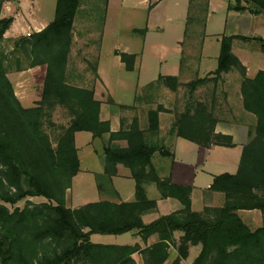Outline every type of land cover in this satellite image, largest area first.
<instances>
[{
	"label": "trees",
	"instance_id": "trees-1",
	"mask_svg": "<svg viewBox=\"0 0 264 264\" xmlns=\"http://www.w3.org/2000/svg\"><path fill=\"white\" fill-rule=\"evenodd\" d=\"M82 1L56 0L53 19L17 41L29 67L45 66L41 98L33 106L24 107L15 95L0 51V264H137L132 258L135 252L142 255L144 264H164L170 245L177 251L170 264H181L194 245L201 249L191 264H264V226L251 229L237 213L253 209L264 213V68L254 77H247L245 66L231 50L234 39L253 40L264 54V38L223 35L215 70L185 83L176 76L159 75L148 84L175 92L186 90L183 109H175L170 131L204 147L234 145L230 135L214 132L217 121L223 120V108L228 110L224 105L226 93L219 104L216 90L224 74L232 70L239 73L242 108L255 117L236 172L214 175L209 187L224 194V204L193 211L191 188L173 184L169 177L160 178L152 163L155 152L171 155L157 139L159 112L169 109L162 104L150 108L145 128L134 117L127 127L120 123L118 130L111 131L109 120L100 117L101 102L95 98L93 87L67 81L73 24ZM103 1L106 7L108 0ZM189 1L185 39H190L196 28L203 36L202 12L207 5L206 0ZM228 8L264 16V0H233ZM12 21V16L0 17V38ZM134 32L144 35L146 28ZM115 54L125 70L134 69L136 54ZM210 82L215 86L210 100L197 99L194 93ZM56 106L66 108L71 119L53 143L45 124L54 125L50 111ZM78 131H88L93 138L109 133L103 148V172L113 177L118 164L127 167L134 181L133 200L104 199L75 208L65 205L66 190L79 171L75 146ZM147 182H154L162 197L176 198L181 208L144 223L142 215L156 208V201L146 195ZM28 196H43L48 201H29L22 208H8L7 204L15 205ZM132 230L144 242L154 233L158 240L145 248L137 243L90 241L95 233L123 234ZM175 231L182 233L178 241L173 236Z\"/></svg>",
	"mask_w": 264,
	"mask_h": 264
},
{
	"label": "rangeland",
	"instance_id": "rangeland-1",
	"mask_svg": "<svg viewBox=\"0 0 264 264\" xmlns=\"http://www.w3.org/2000/svg\"><path fill=\"white\" fill-rule=\"evenodd\" d=\"M7 1L0 0V17L12 16L15 18L18 16L19 18L21 7L18 0H10L11 3L9 4ZM35 3L37 6L43 7L40 15L48 16L50 14L52 0H35ZM150 7L149 0H109L108 21L105 27L107 5L105 7L104 1L83 0L77 10L73 24V43L67 81L74 85L93 87L95 98L103 104L102 113L106 114L109 108L119 110L120 123L124 127H127L132 119L137 117L140 127L145 128L147 111L150 108H155L158 104L163 106L165 104L167 105L166 108L173 111L175 109L182 110L184 105L183 93L186 91L184 88L172 95L173 93L161 85L159 86V84L158 86L148 84L178 62L180 46L177 41L183 35L186 1L161 0L151 13H149L152 8ZM15 20L23 23L25 30L20 29L22 30L20 33L8 31L7 35L4 36L6 31L11 29L10 24L3 37L0 38V51L5 56L4 65L12 86L16 85L20 89L19 94L23 103L21 104L30 107L37 101H34L37 91H40L41 98L43 81L39 78L37 71L29 73V61L17 45V41L21 36L33 32L34 28L30 26L31 24L26 25L28 20ZM260 22H264L262 14L254 21V27L259 31L257 35L264 33V28L263 26L260 27ZM147 26H149V32L146 41H144L143 35L135 33L134 29H144ZM255 44L258 46L256 42ZM118 50L138 54L143 51L144 56L141 59L140 55L137 64H134V69L127 71L115 54V51ZM214 50H217L215 40L209 37L206 43V51L212 54ZM246 61L248 74L253 76L258 69L264 67V54L258 50L250 52L246 55ZM211 65H213L212 59L206 58L201 69H209ZM97 70L105 84L101 82ZM231 74L239 75L236 70H232ZM213 86L211 82L207 83L206 86L194 93V96L208 102L212 89L215 90V86ZM224 87L228 89L227 85L221 81L217 84L216 90L220 95L221 103L223 102L222 92L225 93ZM31 103L33 104L31 105ZM223 112L220 116L223 118L220 121L223 122H234L242 118V115H234L224 108ZM50 114L54 125L51 126L46 122L45 128L54 143L62 130L61 128L68 125L71 115L62 106H56L50 111ZM167 118H170L168 114L161 115L162 129H159L157 138L160 144H162L160 133H168L167 122L165 121ZM254 123L255 117L252 120V125ZM169 133L172 132L169 130ZM118 143L125 144L122 141H118ZM103 145V137L93 138L88 131H79L75 135L80 171L73 178L71 187L66 190L65 205L67 207L75 208L88 202L115 199L112 195L114 188L119 191L123 200L134 191V181L127 167L120 166L119 175L112 177L111 181L106 178L101 161ZM161 157L163 156L156 152L153 157V164L158 166L160 161L166 160ZM223 160L227 163L221 161L217 164L213 163L214 166L211 167L208 162L207 166L220 172L236 171V166H233L235 165V156L223 157ZM146 187L149 198L158 196L159 191L154 182H147ZM29 201L40 203L48 201V199L43 196H28L15 205L7 204V206L10 210L15 206L22 208ZM239 216L251 228L261 225V213L257 209L239 211ZM135 232L140 236L136 230ZM135 234L134 230L123 234L95 233L90 236V241L101 244H131L138 240ZM198 248L199 246L194 245L187 258L191 260L197 254Z\"/></svg>",
	"mask_w": 264,
	"mask_h": 264
},
{
	"label": "crops",
	"instance_id": "crops-1",
	"mask_svg": "<svg viewBox=\"0 0 264 264\" xmlns=\"http://www.w3.org/2000/svg\"><path fill=\"white\" fill-rule=\"evenodd\" d=\"M52 1L53 4L50 14L48 16H43L40 15L43 10V7L37 6L35 0H18V4L21 7V15L19 18L16 15L15 18L13 17V21L11 23V29L7 30L4 36L7 35L8 31H14L15 33H20V31L25 30L23 23H21L20 21H16L15 19L28 20L26 21L27 24L26 23L25 24L27 26L31 24L30 26L34 28L33 31H39L42 28H44L54 17L56 0H52ZM154 1L155 3L152 6V8L149 10V13L153 11L155 6L161 0H157V1L149 0V3H152ZM181 1H186V11H185L183 35L182 38L177 41L180 46L179 59L178 62H176L177 64L175 66H172L171 68L168 69V71L161 73L159 75L176 76L178 77V80L181 83L188 82L197 77H203L207 75V73L215 70V68L217 67V57L219 55L220 39L223 35H243V36H252V37L260 36L264 38V33H262L263 35H257L259 34V31L256 30L257 29L256 27H254V21L255 19H257V17L260 14H251L247 11H236L233 9H229L228 6L233 2V0H206L207 3L206 9L205 11L202 12L203 36L199 35V31L197 32V28H196V30H193V32L191 31V34H193V36L190 39H185L184 32L187 23V18L189 17L190 1L189 0H181ZM7 3L9 4L11 3V1L8 0ZM108 6H109V0L107 1V20L105 23V27L108 21ZM75 19H74V23H75ZM261 26H263L264 28V22H260V27ZM148 28L149 26H147L146 28L147 30L143 35L144 41H146L149 32ZM209 37H212V39L215 40L216 48H217V50H214L212 54H209L206 51V43ZM231 50L233 54L237 56L238 59L241 61V63L245 66L247 77L249 78L254 77V75L257 73L258 70L264 68L262 67L258 69L253 76H250L248 74L246 55L256 50L260 51L259 46H256L255 41L234 39ZM128 53H133V52H128ZM133 54H136V60H135L136 64L139 59V56L141 55V59L144 56L143 51L140 54L138 53H133ZM206 58H211L213 61V65H211L209 69L205 68L203 70V68L201 69V66L203 64L204 59ZM98 68H99V64H98ZM34 71L35 72L37 71L36 73H39V78L41 79V81H43L45 74V66L36 65L33 67H29V73H34ZM231 72L232 71L226 73V75L224 74V76L222 77L223 82L221 83L223 84L225 83V85H227L228 87V89L224 87L225 88L224 91L226 93L225 96L227 99V103H225L224 105L229 110V113H232L234 115H242V118L234 122L217 121V123L214 126V132L230 135L234 143L233 146L227 147L222 145L211 144L208 147H204L193 141L177 136L174 133H169L170 130L169 128L171 127L173 121H175L174 118L175 111L169 109V111L159 112L158 118H159L160 130L162 129L161 115L168 114L170 116V118H167V120H165L167 122L168 133L163 134L161 132L160 140L162 145L171 153V155L163 156L159 153L161 156H163L161 158L166 160H162L163 162L160 161L158 166L154 164L153 165L157 170L160 178L169 177L171 183L181 186H188L191 188L190 200H191V209L193 211H202L204 207H220L224 204L225 201L224 194L220 191H213L209 187L212 183L214 175L223 172L234 173L236 171L220 172L217 171L216 169L209 168L207 166V163L209 162V165L213 167L214 166L213 163L217 164L218 162L221 161L223 163H227L223 160V157L235 156V163H234L235 165L233 166H236V170H237L242 147L248 141V131L250 126H252V120H254V117L251 116V114L245 112L242 108V103H241L242 98L240 94V76L237 74L233 75L231 74ZM99 78L101 82L105 84L100 74H99ZM156 78L154 80H156ZM13 89L15 95L22 103V99L19 94L20 89L16 85L13 86ZM168 91L173 93L172 95L176 93L175 91H171L169 89ZM223 94L224 92H222V97L224 96ZM39 98H40V91L39 92L37 91L34 101L38 100ZM218 102L219 104L221 103L220 96ZM32 104L33 103H31V105ZM219 104H217L216 107H219L220 106ZM164 107H167V105L164 104ZM102 111H103V104L101 103V108H100L101 119L109 120L111 131L118 130L120 127V119H121L120 111L112 108H109V111L107 109L108 112L106 114L105 113L103 114ZM78 132H76L75 135ZM102 137L104 140V145H103L104 148V146L107 144L109 133H103L98 138H102ZM153 157H152V163H153ZM101 161H102V170H103L104 151H102L101 153ZM120 166L123 165L120 164L117 165V174L114 176L119 175ZM79 171H80V165H79ZM105 176L109 181H111L112 177H108L106 174ZM145 190L147 195L146 184H145ZM112 195L113 198L115 199H109V200L116 202L130 201L134 199V191L132 193H129L124 200L121 198V195L116 188H114ZM149 199H153L156 201V208L153 211L147 212L142 215V220L144 223H149L151 221H154L160 216L167 215L181 208V204L176 198L162 197L160 192L156 198H149ZM239 211L242 210H238L237 211L238 214ZM260 213H261V220H260L261 225L256 226L255 228L264 226V213H262L261 211ZM255 228H251V229H255ZM135 233L136 232L134 230V234ZM181 234L182 233L179 231H175L173 233V236L176 239V241H178V238L180 237ZM135 235L138 237V240L129 245H133L137 243L139 244L140 248H145L155 243L158 240V235L155 233L150 235L145 242L141 239L140 236H138L137 234ZM116 245H126V244L121 243ZM197 246H199L197 252L198 254L201 249V246L200 245ZM192 248L193 246H190L189 253L192 250ZM167 251H168V258L164 264H170L172 260L177 256V251L174 246L170 245ZM197 254L191 260L188 258L183 259L181 261V264H191L192 260L197 256ZM132 258L136 261L137 264H144L142 255L139 252L133 253Z\"/></svg>",
	"mask_w": 264,
	"mask_h": 264
}]
</instances>
